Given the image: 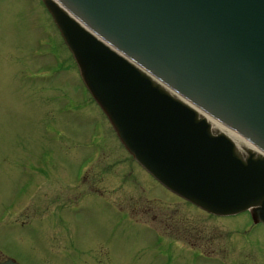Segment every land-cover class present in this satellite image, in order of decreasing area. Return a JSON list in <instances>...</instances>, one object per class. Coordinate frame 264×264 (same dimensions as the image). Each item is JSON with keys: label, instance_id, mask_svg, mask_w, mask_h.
<instances>
[{"label": "rangeland", "instance_id": "1", "mask_svg": "<svg viewBox=\"0 0 264 264\" xmlns=\"http://www.w3.org/2000/svg\"><path fill=\"white\" fill-rule=\"evenodd\" d=\"M129 158L41 0H0V262L264 264L248 213L197 212ZM82 163L100 167L79 183ZM110 204L131 210L114 230Z\"/></svg>", "mask_w": 264, "mask_h": 264}, {"label": "water", "instance_id": "2", "mask_svg": "<svg viewBox=\"0 0 264 264\" xmlns=\"http://www.w3.org/2000/svg\"><path fill=\"white\" fill-rule=\"evenodd\" d=\"M41 2L133 159L199 209L264 225V0Z\"/></svg>", "mask_w": 264, "mask_h": 264}, {"label": "flooded vegetation", "instance_id": "3", "mask_svg": "<svg viewBox=\"0 0 264 264\" xmlns=\"http://www.w3.org/2000/svg\"><path fill=\"white\" fill-rule=\"evenodd\" d=\"M102 115L104 116V114L102 113ZM105 117V116H104ZM105 119H106V117H105ZM106 121H107V119H106ZM108 122V121H107ZM110 125V124H109ZM112 132H113V134H114V137L116 138V140L118 141V143L120 144V146H121V149L123 150V152L127 155V156H129L130 158H129V160H125V161H123L122 162V167H123V169L124 170H126L127 171V173H128V177H133L134 178V175H133V171H134V169L136 170V171H138L139 172V174H141V175H143L144 177H146L147 178V180H149V182H151L154 186H156V187H158L160 190H162L163 192H165L166 194H168V195H170V196H172L173 198H175V199H177V200H180V201H182L183 203H186V204H188L189 205V207L190 208H192L193 210H195V211H197V212H200L201 210L200 209H198V208H196V207H194L193 205H191L190 203H188V202H186V201H184V200H182L181 198H179V197H177L176 195H174V194H172V193H170L168 190H166L164 187H162L159 183H157L141 166H139L138 164H137V162L130 156V154L125 150V148L122 146V144L120 143V141H119V139L117 138V136H116V134H115V132L113 131V129H112ZM82 164H85V166L82 168V171H81V173L79 174L80 175V177H78L77 179H78V182L80 183L84 178H85V175L86 174H89L87 171L89 170V169H91V168H95L96 166L98 167L99 165L98 164H100V163H82ZM114 165H116V163L115 162H112V163H107V165H104V168L105 169H103L102 171V173H104V171L105 170H107V169H112V167L114 166ZM100 167V166H99ZM95 190V189H94ZM96 191H99L98 190V188H96ZM81 207V206H80ZM133 209H134V207H132ZM110 210H112V212L114 213V211H115V213L114 214H117V216H115L114 215V218L115 217H117V218H115L114 220H113V218H112V222H111V227H112V230H114V229H116V228H119V225H120V218L123 216V215H120V213H122V214H125V212L127 211H129L130 210V208H121V207H119V205H112V204H110ZM98 211V210H97ZM131 211V210H130ZM79 211L76 209H74L73 210V213H75V214H79L78 213ZM80 212H82V213H84L85 212V210L83 209V208H80ZM108 213V215H111L112 216V214H110L109 212H107ZM102 214H103V212H102ZM123 217H125V216H123ZM115 221H117V223L115 222ZM262 226V225H261ZM4 261V260H3ZM2 262V261H1Z\"/></svg>", "mask_w": 264, "mask_h": 264}, {"label": "bare ground", "instance_id": "4", "mask_svg": "<svg viewBox=\"0 0 264 264\" xmlns=\"http://www.w3.org/2000/svg\"><path fill=\"white\" fill-rule=\"evenodd\" d=\"M205 118L210 123L213 130H217L218 132L226 134L235 144V146L238 149H249L253 151L254 153H259L253 146H251L244 138L236 134L235 132L231 131L230 129L224 127L220 123L216 122L215 120H212L208 116H205Z\"/></svg>", "mask_w": 264, "mask_h": 264}]
</instances>
